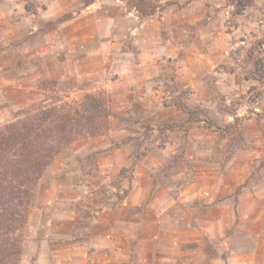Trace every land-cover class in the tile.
<instances>
[{"label": "rangeland", "instance_id": "1", "mask_svg": "<svg viewBox=\"0 0 264 264\" xmlns=\"http://www.w3.org/2000/svg\"><path fill=\"white\" fill-rule=\"evenodd\" d=\"M84 1L0 0V77L12 81L0 87V128L38 105L69 109L78 107L85 95H95L105 101L109 113L103 132L76 140L51 163L59 161L60 171L69 172L65 192L70 204L64 209L75 215L76 230L90 229L102 213H118L132 189L122 188L118 180L127 179L132 185L135 168L141 166L143 173L149 172L153 188L138 196L147 203L158 197L154 210L172 216L188 208L221 206L230 196H216L214 183L238 184L231 195L235 203L230 222L202 223L206 263L227 258L218 254L221 246L228 253L230 248L252 245L264 224L259 226L260 216L258 222L251 220L250 208L240 213L237 198L264 181V0L249 5V0L206 2L212 15L223 12L214 30L213 52L222 62L190 78L181 77L179 62L186 55L167 54L160 45L146 44L144 49L138 45L133 28L148 20L155 23L163 3L147 0L157 12L145 16L131 4L133 0H95L89 6ZM247 11L253 16L239 21ZM252 24L254 29L247 28ZM189 33L182 48L194 39V32ZM167 34L162 33L163 42ZM201 51L209 53L205 46ZM148 52L157 55L152 65L140 58ZM180 105L196 110L200 120H190ZM120 149L125 155L111 154ZM127 159L126 168L122 163ZM118 166L119 173L102 170ZM252 168L250 175L238 179L240 170L246 173ZM33 199L20 264L62 261L63 254L55 259L46 254L39 261L34 252L38 239L36 228L29 224L35 222L30 221ZM145 207L126 206L123 212L128 217L140 215ZM260 208L264 211V206ZM188 218L185 226L195 228L193 217ZM106 239L112 241L113 232ZM171 244L179 246L176 239Z\"/></svg>", "mask_w": 264, "mask_h": 264}, {"label": "crops", "instance_id": "2", "mask_svg": "<svg viewBox=\"0 0 264 264\" xmlns=\"http://www.w3.org/2000/svg\"><path fill=\"white\" fill-rule=\"evenodd\" d=\"M152 1H159L164 6L159 9L160 13L155 23L148 20L142 26L136 25L133 28L136 29L134 32L138 33L137 41L140 49H144L146 44L160 45L167 54L186 55V58L179 62L184 71L181 74L182 78L195 77L204 70L209 72L222 62L213 52L216 37L214 30L218 19H223V12L218 13L216 10L218 16L212 15V11L206 5L208 0ZM219 7L220 5L215 6L216 9ZM247 14L253 16L254 12L247 11L245 15L238 16L239 21L240 19L249 20ZM253 26L252 24L247 28L254 29ZM191 30L194 32V35L191 34L194 39L187 48H182V41L188 38ZM163 32H168L166 42H163ZM204 46L209 53L205 54L201 51ZM142 57L143 64L152 65L157 61V55L154 52H148L144 56L142 54L140 58ZM6 82L12 83L11 80L0 77V87ZM90 141L96 142L97 140ZM114 151L112 155L126 153L121 149ZM111 154L109 158L112 157ZM58 164L59 161H54L49 166L40 179L33 199L30 221L35 219V222L31 221L29 224L34 226L30 228H36L38 240L35 242L34 252L39 253V261L46 254L54 259L60 256L58 254H63L65 255L64 260L57 262L52 259L55 261H51L52 264H77L79 262L85 264H207L204 251V240L207 234L204 233L205 225L202 223L213 222L223 226L232 219L231 211L235 199L231 195L234 194L238 184H221L224 181L214 183L217 185L214 187L216 196L231 197L221 206L206 207L203 205L199 211L188 208L186 213H177L172 216L154 210L159 202L158 197L155 196L156 198L150 199L147 203L145 198L138 196L151 193L153 184L150 182L149 172L143 173L141 166H136L132 185L127 179L118 180L117 184L122 188H132L122 207L119 208V212L116 214L102 213L99 219L94 220L90 229L83 232L78 231L74 225L75 215H71L64 209L70 204L68 194L65 192V186L71 181L68 177L69 172H61ZM129 164L127 159L122 166L127 168ZM112 169L114 173H119L121 167L103 168L102 170L109 173ZM252 170L253 168L246 173L240 170L238 179L247 177ZM80 172L76 170L77 174ZM237 200V210L243 213L250 208V211L252 210L251 220L258 222L260 219L259 226L261 227L264 224V211L260 208L264 206V181L254 183L240 194ZM40 202H43L42 207L38 206ZM137 204L146 205L144 212L140 215L126 216L123 212L126 206ZM257 210L258 215L255 217ZM188 213L193 217L191 220L196 222L195 228L185 226L189 224ZM225 230L221 232V236H224ZM111 232H113L114 239L109 241L106 237ZM174 239L178 240V247L172 246L171 241ZM187 244L194 246L181 248L182 245ZM220 248L222 251L219 250L218 254H227V258H221L215 264H264V231L257 230L254 243L248 247L230 248V250L228 248V253H225L226 248L224 249L223 246ZM30 252V249L26 248V253Z\"/></svg>", "mask_w": 264, "mask_h": 264}, {"label": "trees", "instance_id": "3", "mask_svg": "<svg viewBox=\"0 0 264 264\" xmlns=\"http://www.w3.org/2000/svg\"><path fill=\"white\" fill-rule=\"evenodd\" d=\"M94 2L84 1L86 6ZM131 4L145 16L157 12L147 0ZM179 108L190 120H200L196 110ZM108 118L105 101L87 94L78 107L38 105L0 128V264H20L29 208L46 169L76 140L102 133Z\"/></svg>", "mask_w": 264, "mask_h": 264}]
</instances>
